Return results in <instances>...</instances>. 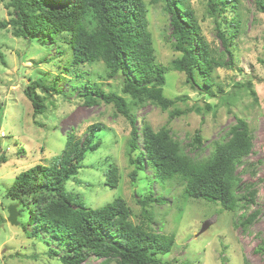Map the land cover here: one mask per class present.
Wrapping results in <instances>:
<instances>
[{"label": "rangeland", "instance_id": "374dc122", "mask_svg": "<svg viewBox=\"0 0 264 264\" xmlns=\"http://www.w3.org/2000/svg\"><path fill=\"white\" fill-rule=\"evenodd\" d=\"M144 1L156 63L168 68L163 94L177 101L167 111L151 104L137 109L139 126L144 121L158 131L168 125L183 146L200 131L207 145L204 155L209 156L215 142L225 139L237 119H245L253 136V149L238 168L242 180L238 192L241 195L246 186L255 194L254 201H241L235 211L223 210L219 203L187 196L181 180L158 183L148 179L152 175L150 170L139 171L133 183L135 166L130 164L128 155L129 121L117 114L113 105L102 102L88 106L83 104L81 96L88 84L107 94L123 95L122 76L110 79L102 62L73 65L65 35L55 45H44L14 37L10 26L0 30L3 58L0 59V102L4 107L0 116V264H61L59 255L53 260L48 254L53 249L64 254L66 249L62 245L55 240L47 244L45 233L39 238H30L29 232L24 231L23 226L28 222L26 207L20 208L24 214L19 215L18 226L8 222L10 206L22 204L8 199L6 193L22 171L37 164L52 165L65 147L67 132L73 129L83 139L86 129L94 123L103 124L105 130L99 134L98 150L88 155L84 167L66 184L73 204L99 209L123 198L132 210L131 221L142 225L147 221L137 200L153 194L164 203L149 206L153 216L151 228L158 232L160 227L161 233L175 237L172 251L159 256L162 264H264V250H260L264 240V12L258 7V0H238L237 10H229L224 15L227 23L221 22V29L226 30L227 35L230 34L229 21L234 16L240 20L239 34L231 45L234 66L214 70L211 87L198 75L197 81L202 87L199 90L187 83L185 73L173 69L174 61L183 55L172 48L170 19L163 9V1ZM184 1L195 11L201 35L213 53L224 54L225 46L217 35L215 18L208 14L206 0ZM7 4L8 0H0V20L12 18ZM198 51L196 48L195 52ZM223 59L228 61L225 55ZM39 77L47 85L56 84L60 95L39 89L46 110L34 120L33 106L25 90ZM126 98L130 101L128 96ZM206 105L212 110L207 111ZM175 108H200L202 112H191L169 122V114ZM35 121L45 128L36 126ZM2 157L8 162L2 163ZM106 157H111L119 168L120 182L115 189L104 184ZM133 157L137 158V152ZM255 212L258 215L254 221L242 225ZM208 221L212 225L198 236ZM31 230L32 226L28 227V231ZM89 264H97V261Z\"/></svg>", "mask_w": 264, "mask_h": 264}, {"label": "trees", "instance_id": "16d2710c", "mask_svg": "<svg viewBox=\"0 0 264 264\" xmlns=\"http://www.w3.org/2000/svg\"><path fill=\"white\" fill-rule=\"evenodd\" d=\"M8 0L10 20H0V30L12 27L14 37L37 41L44 45H55L62 35L72 52L73 65L104 63L108 77L122 76L123 95L107 94L95 85H86L81 96L83 104L96 106L104 102L113 105L131 125L129 162L135 166L133 183L139 171H151L148 179L154 182H169L175 179L185 183V194L194 199L219 203L223 210L235 211L241 201L252 203L255 194L242 187L238 168L253 149V136L248 122L238 118L230 127L223 141H217L209 156H205L207 145L197 131L186 146L174 137L168 125L155 131L149 123L141 121L139 126L137 109L149 104L167 111L177 100L164 96L168 68L156 63L152 34L149 31L148 9L144 0ZM163 1L164 11L170 19V41L181 59L174 61L173 69L187 76L192 89L201 90L197 76L203 78L207 87L213 86L212 74L218 68H233L234 54L231 45L239 34L240 20L234 16L229 21L230 34L221 29L224 15L236 11L238 0H206L208 14L215 18L218 37L225 46L224 54L216 56L201 35V27L195 11L186 6L184 0ZM257 5L264 12V1ZM227 23V22H226ZM198 48V53L195 49ZM0 59H3L0 55ZM60 95L56 84L47 85L39 77L26 90L25 95L33 106L34 120L44 115L45 100L38 90ZM221 92L222 89L219 88ZM255 96V93L252 92ZM129 97L130 101L126 98ZM0 102V116L3 113ZM206 110H212L206 105ZM191 112L201 113L200 108L180 110L169 114V122ZM35 125H45L35 121ZM105 130L101 123L90 125L84 138L75 130L66 133L62 153L52 165L37 164L14 179L6 196L18 201L19 215L28 211V222L23 226L30 238L47 235L46 243L55 240L66 251L50 250L49 257H59L61 264H162L159 256L171 252L175 237L151 228L153 216L149 206L164 203L161 198L150 195L138 199L146 224L136 225L131 221L132 210L123 198L99 209H90L82 204H73L69 199L66 184L84 167L89 154L100 147L99 134ZM137 152V158L133 154ZM2 157V163H7ZM104 184L113 189L119 186V168L111 157L105 158ZM18 205V204H17ZM257 212L244 220L251 224ZM32 230L28 231V227ZM264 250V240L260 246Z\"/></svg>", "mask_w": 264, "mask_h": 264}, {"label": "water", "instance_id": "95a60500", "mask_svg": "<svg viewBox=\"0 0 264 264\" xmlns=\"http://www.w3.org/2000/svg\"><path fill=\"white\" fill-rule=\"evenodd\" d=\"M18 205L17 204H13L10 206L9 208V217H8V222H10L11 225L13 226H18L19 222H18V218H19V211H18ZM212 225V223L210 221L206 222L201 231L199 232L198 236L203 234L210 226Z\"/></svg>", "mask_w": 264, "mask_h": 264}]
</instances>
